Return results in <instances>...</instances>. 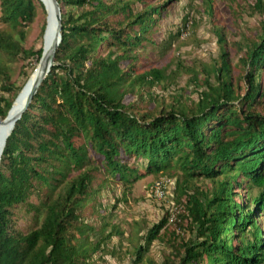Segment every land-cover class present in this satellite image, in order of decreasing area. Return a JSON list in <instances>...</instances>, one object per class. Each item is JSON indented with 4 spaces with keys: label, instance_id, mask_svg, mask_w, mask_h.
Masks as SVG:
<instances>
[{
    "label": "trees",
    "instance_id": "16d2710c",
    "mask_svg": "<svg viewBox=\"0 0 264 264\" xmlns=\"http://www.w3.org/2000/svg\"><path fill=\"white\" fill-rule=\"evenodd\" d=\"M175 1L57 0L62 40L54 65L0 160V264H96L102 244L119 233L109 222L115 206L97 204L100 188L114 180L127 188L144 175L173 172L182 176L175 202L186 199L179 220L196 238L179 244L167 231L166 213L128 250L133 264H157L149 248L165 235L173 239L175 259L162 264H264L258 220L264 216V0L251 7L263 17L254 35L242 33L232 44L242 53L236 63L226 28H216L218 60L200 72L185 69L197 99L172 94L166 100L151 91L167 80L164 71L139 73L136 62L143 42L155 43L151 30ZM38 8L46 13L41 0H0L1 119L42 55V47L25 46ZM46 26L44 19L41 39ZM17 71L25 78L19 86ZM195 179L211 188L189 186ZM235 186H246L244 204L235 201ZM88 208L99 226L88 220Z\"/></svg>",
    "mask_w": 264,
    "mask_h": 264
},
{
    "label": "rangeland",
    "instance_id": "374dc122",
    "mask_svg": "<svg viewBox=\"0 0 264 264\" xmlns=\"http://www.w3.org/2000/svg\"><path fill=\"white\" fill-rule=\"evenodd\" d=\"M156 4L164 0H149ZM207 0H177L169 3L168 11L155 25L150 36L153 44L143 42V48L139 49V59L136 62L139 73L151 68L164 71L167 80L161 84H155L151 91L157 96L166 98L172 94H182L186 99H197L198 93L193 85H188L189 75L186 67H192L199 72L203 67H210L214 60H218V36L216 28H226L225 38L228 51H230L231 64L234 65L242 53H237L233 42L237 41L240 34L253 36V32L259 27L263 17L253 14L251 7L255 0H213L208 7ZM47 12L38 8L37 16L27 33L26 48L32 46L43 48V38H40L41 25L47 20ZM234 23L239 26L235 29ZM172 45L164 50L163 44L170 36L178 35ZM29 69L36 66L35 58L27 62ZM18 70V69H17ZM234 69L233 74L237 75ZM16 74V73H15ZM13 80L17 85L25 81L23 76L14 75ZM130 99V98H127ZM32 102V101H31ZM29 108L25 110L28 111ZM132 162V160H130ZM163 179L167 182L166 194L162 199L153 198L150 194L154 182ZM182 176L175 175H144L131 186L125 188L117 180L109 181L107 185L100 188L97 195L98 202L104 206H115L111 208L109 222L117 227L119 233H113L101 246V250L95 255L96 264H133L128 250L136 243L138 237L145 234L153 225L158 224L162 218L169 213L167 225L168 233H173L181 244V240L195 239L196 235L187 229V223L179 220V215L184 212L185 198L181 205L176 204L177 195L176 182L181 181ZM100 182V180H99ZM211 182L205 179H195L189 186L208 191ZM246 186L234 187L235 201L241 204L246 200ZM89 208L85 212L88 220L96 226L101 224L98 215H89ZM259 225L264 231V216L259 214ZM136 222L139 226L136 225ZM20 227L25 222L19 223ZM111 232L108 226L106 234ZM163 232V231H162ZM173 237V236H172ZM173 239L165 235L155 240L149 248V257L157 264H162L165 259H175L171 256ZM236 242V241H235ZM175 262H178L177 259Z\"/></svg>",
    "mask_w": 264,
    "mask_h": 264
},
{
    "label": "water",
    "instance_id": "95a60500",
    "mask_svg": "<svg viewBox=\"0 0 264 264\" xmlns=\"http://www.w3.org/2000/svg\"><path fill=\"white\" fill-rule=\"evenodd\" d=\"M49 1L52 4L53 9H54L56 33L54 35L53 41L50 43V45H47L46 44V36H47V31H48V17H47V26H46V30H45L44 37H43L42 55H41L39 64L37 65L36 69L34 70L32 76L29 78V80L25 84V86L30 84L29 89L25 95V99H24L23 103L21 104V106L19 107V109L17 110V112L15 113V115L11 116V112H12V109L14 106V104H13V106L10 109L7 117L5 119L0 118V125H6L7 126V134H6L5 138H3V140L0 142V160H1V156L3 153L7 138L9 137L10 132L14 128L15 123L17 122V120H19L21 118V116L23 115L25 110L31 106V101H32L33 97L36 95V93H37L40 85L42 84V82L46 79V77L50 73L51 68L54 65V57H55L56 50H57V48L60 45L61 40H62V32H61V30H62V18H61L60 5L57 2V0H49ZM42 2L44 4L45 10L48 14L47 4L44 1H42Z\"/></svg>",
    "mask_w": 264,
    "mask_h": 264
},
{
    "label": "bare ground",
    "instance_id": "6f19581e",
    "mask_svg": "<svg viewBox=\"0 0 264 264\" xmlns=\"http://www.w3.org/2000/svg\"><path fill=\"white\" fill-rule=\"evenodd\" d=\"M42 1H44L48 7V31H47V36H46V44L50 45L56 33L54 9L49 0H42ZM29 85L30 84L25 86L24 89L21 91V93L18 95L14 103L11 116L15 115V113L17 112L21 104L23 103L25 99V95L29 89ZM6 134H7V126L0 125V142L3 140V138H5Z\"/></svg>",
    "mask_w": 264,
    "mask_h": 264
},
{
    "label": "built area",
    "instance_id": "2783aa9c",
    "mask_svg": "<svg viewBox=\"0 0 264 264\" xmlns=\"http://www.w3.org/2000/svg\"><path fill=\"white\" fill-rule=\"evenodd\" d=\"M166 184L167 182L163 179L154 182L150 189V194L152 195V197L156 199L164 198L166 194Z\"/></svg>",
    "mask_w": 264,
    "mask_h": 264
}]
</instances>
